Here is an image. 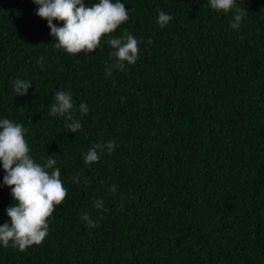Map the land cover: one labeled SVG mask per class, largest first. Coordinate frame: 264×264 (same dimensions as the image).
Listing matches in <instances>:
<instances>
[{
  "label": "trees",
  "instance_id": "1",
  "mask_svg": "<svg viewBox=\"0 0 264 264\" xmlns=\"http://www.w3.org/2000/svg\"><path fill=\"white\" fill-rule=\"evenodd\" d=\"M119 2L129 19L93 52L69 54L33 0H0V120L27 129L36 163L54 155L68 193L44 241L0 243V264H264V0H236L238 29L210 0ZM159 11L172 16L163 27ZM125 29L138 59L107 76L106 41ZM15 79L31 81L27 95ZM58 90L76 102V133L49 115ZM110 140L111 154L85 164ZM5 175L0 162V227L14 204Z\"/></svg>",
  "mask_w": 264,
  "mask_h": 264
},
{
  "label": "clouds",
  "instance_id": "2",
  "mask_svg": "<svg viewBox=\"0 0 264 264\" xmlns=\"http://www.w3.org/2000/svg\"><path fill=\"white\" fill-rule=\"evenodd\" d=\"M38 5L36 15L47 21L50 34L55 38L54 46L62 48L69 54L91 53L100 45L101 38L114 33L118 27L129 19V11L119 0H99L91 6H85L82 0H33ZM212 9L224 13L231 12L230 26L240 27L244 19L245 10L236 6V0H210ZM172 19L169 14L159 11L158 23L165 26ZM63 22L57 27L53 21ZM106 43L114 50L111 58L114 62L106 67V75L111 76L113 70L123 71L125 63L134 64L138 59V40L130 35L127 29L117 37H109ZM151 44L152 41L148 40ZM41 61L43 57L40 58ZM16 96H25L32 83L29 80L15 79L12 82ZM51 116H60L65 120L64 127L69 133H76L82 128L79 119L74 118L77 111L76 102L72 94L58 90L49 105ZM78 111L81 116L86 115L88 106L80 103ZM27 129L21 124L9 119L0 120V162L6 173L4 185L11 188L14 204L7 210L10 223L0 227V243L12 247L18 246L20 251L32 245L41 244L49 233L48 218L55 210V205L63 203L67 196L61 181V170L55 167L54 155L49 156L41 165L34 161L29 154V146L25 141ZM117 145L110 140L106 143L95 144L83 156L85 164L99 160L98 153L107 151L109 154ZM80 176L73 175V182L79 183ZM117 191L113 185L110 189ZM97 209H104L103 201H94ZM81 219L88 227H98L88 214H82Z\"/></svg>",
  "mask_w": 264,
  "mask_h": 264
}]
</instances>
